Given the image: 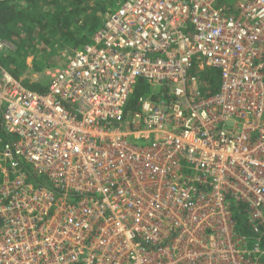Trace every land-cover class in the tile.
Segmentation results:
<instances>
[{"label":"built area","instance_id":"2783aa9c","mask_svg":"<svg viewBox=\"0 0 264 264\" xmlns=\"http://www.w3.org/2000/svg\"><path fill=\"white\" fill-rule=\"evenodd\" d=\"M105 16L44 92L0 63V264H264V0Z\"/></svg>","mask_w":264,"mask_h":264},{"label":"trees","instance_id":"16d2710c","mask_svg":"<svg viewBox=\"0 0 264 264\" xmlns=\"http://www.w3.org/2000/svg\"><path fill=\"white\" fill-rule=\"evenodd\" d=\"M84 1L0 0V38L14 46V50L0 53L3 67L15 78H22L26 87L44 92L45 85L31 82L24 72L40 73L50 68V53L56 54L58 45L80 49L91 42V37L102 24V19L95 13L98 10L104 13L106 8L104 5L90 8ZM199 74L201 87L204 89L206 85H211L210 92H216L219 80L217 72L206 70ZM148 90L144 83L136 86L127 113L135 110L138 98ZM32 174V178L37 180L36 175ZM238 217L245 227L243 217Z\"/></svg>","mask_w":264,"mask_h":264},{"label":"rangeland","instance_id":"374dc122","mask_svg":"<svg viewBox=\"0 0 264 264\" xmlns=\"http://www.w3.org/2000/svg\"><path fill=\"white\" fill-rule=\"evenodd\" d=\"M123 0H85V4L89 5L90 8H96L98 7V5H104L106 8V12H101L100 10H98L95 14L98 15L101 19H104L106 13H108L109 10L115 8L117 6L118 3H120ZM76 48H70V47H63V46H59L58 45V50L56 52V54H52V58H50V68H57L59 66H62L65 64L66 62V56H68L69 54L71 55V53L75 50ZM51 52V51H50ZM48 56V55H47ZM28 63H31V59L28 60ZM46 69L44 72H40V73H34L33 71H26L24 72V74L26 75L25 77H27L31 82H35V83H40L43 85H47V81H48V75H46V71L48 70ZM24 77V79H25ZM22 80V78H20Z\"/></svg>","mask_w":264,"mask_h":264},{"label":"crops","instance_id":"0c3cea01","mask_svg":"<svg viewBox=\"0 0 264 264\" xmlns=\"http://www.w3.org/2000/svg\"><path fill=\"white\" fill-rule=\"evenodd\" d=\"M105 17H106V16H105ZM105 17H104V19H105ZM104 19H102V22H103ZM91 38H93V37H91ZM91 41H92V39H91ZM216 72H217V71H216ZM47 82H48V81H47ZM45 87H46V85H45ZM209 87H210V86H209ZM209 87L206 85V90L210 91L209 89H210L212 86H211L210 88H209Z\"/></svg>","mask_w":264,"mask_h":264}]
</instances>
